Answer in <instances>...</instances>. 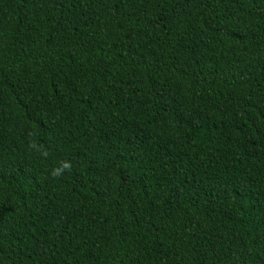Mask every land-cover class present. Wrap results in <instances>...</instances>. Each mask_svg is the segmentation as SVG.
<instances>
[{"label":"trees","instance_id":"obj_1","mask_svg":"<svg viewBox=\"0 0 264 264\" xmlns=\"http://www.w3.org/2000/svg\"><path fill=\"white\" fill-rule=\"evenodd\" d=\"M0 264H264V0H0Z\"/></svg>","mask_w":264,"mask_h":264},{"label":"clouds","instance_id":"obj_2","mask_svg":"<svg viewBox=\"0 0 264 264\" xmlns=\"http://www.w3.org/2000/svg\"><path fill=\"white\" fill-rule=\"evenodd\" d=\"M28 146L31 149H34L38 152H41V154L44 157H47L48 153L46 150H43L42 146H39L36 143H30ZM72 167H73V165H72L71 161L62 160L59 162V165L57 167L51 169L49 174L54 179L59 178V177L63 176L65 172L71 171Z\"/></svg>","mask_w":264,"mask_h":264}]
</instances>
